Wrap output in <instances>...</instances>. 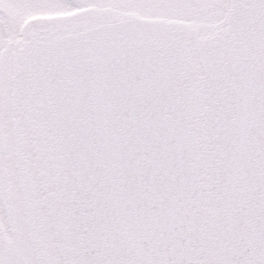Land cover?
<instances>
[{
  "label": "snow or ice",
  "instance_id": "1",
  "mask_svg": "<svg viewBox=\"0 0 264 264\" xmlns=\"http://www.w3.org/2000/svg\"><path fill=\"white\" fill-rule=\"evenodd\" d=\"M0 264H264V0H0Z\"/></svg>",
  "mask_w": 264,
  "mask_h": 264
}]
</instances>
